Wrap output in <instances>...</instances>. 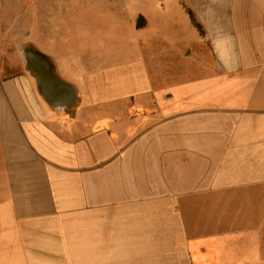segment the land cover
Returning <instances> with one entry per match:
<instances>
[{
    "label": "crops",
    "instance_id": "0c3cea01",
    "mask_svg": "<svg viewBox=\"0 0 264 264\" xmlns=\"http://www.w3.org/2000/svg\"><path fill=\"white\" fill-rule=\"evenodd\" d=\"M88 1L0 0V264H264V0Z\"/></svg>",
    "mask_w": 264,
    "mask_h": 264
},
{
    "label": "rangeland",
    "instance_id": "374dc122",
    "mask_svg": "<svg viewBox=\"0 0 264 264\" xmlns=\"http://www.w3.org/2000/svg\"><path fill=\"white\" fill-rule=\"evenodd\" d=\"M124 2L126 3V5L122 10L121 17L118 16V12L116 18L109 17L108 15L105 27L110 28V26H108L110 23H113L114 25L116 23V33H117V37H119L117 38V42H118L117 47L118 50L119 48H121L122 57L125 59L130 57V50L132 51V54L135 55V50L138 48L136 42L137 39H139L140 37H145L144 35H147L149 37L151 36L149 31H143V30L137 31L128 23L130 17L134 14L136 10H140L141 12L143 11L144 15L146 14V17L148 16L152 18L153 16H155L156 18H158L157 20L159 21V24L163 23L164 21L161 14L159 15L157 13H154L153 15L150 12L152 8L151 0H134V1L124 0ZM156 5L159 7L157 0H156ZM87 7L88 9H92V10H96L99 8L114 10L115 5H113V3L111 4V2L108 0H90L88 1ZM154 7H155V2H154ZM81 34H83V32ZM106 34L107 35L104 37V39H106L107 41L114 40V38L110 37L111 36L110 31L107 30ZM181 34L182 32H178L176 36L179 38L180 37L179 35ZM31 35L34 36L35 33L32 32ZM63 36H66V33L62 32L61 30H54V32H51L50 30H43L41 33V40L43 43L48 42V45L51 46L50 50H54L58 54L59 53L61 54L63 52V49H60L59 47L61 41L62 42L65 41V37ZM180 43H182V41H180ZM88 52H89V48L88 49L80 48L75 51V54L71 55V58L75 59V61H78L81 59V57L88 54Z\"/></svg>",
    "mask_w": 264,
    "mask_h": 264
},
{
    "label": "water",
    "instance_id": "95a60500",
    "mask_svg": "<svg viewBox=\"0 0 264 264\" xmlns=\"http://www.w3.org/2000/svg\"><path fill=\"white\" fill-rule=\"evenodd\" d=\"M138 24V23H137ZM140 26V25H137ZM39 59L40 61H43L44 65L42 67L36 66L33 61ZM30 68L33 70L35 74H37L39 77H42V79L39 80L40 87L44 89V92H52L54 88L58 90H64V87L61 86L59 83H57L56 80H54L51 72H50V65L48 62L42 58L41 56H38L36 54H31L30 56ZM54 87V88H53Z\"/></svg>",
    "mask_w": 264,
    "mask_h": 264
},
{
    "label": "trees",
    "instance_id": "16d2710c",
    "mask_svg": "<svg viewBox=\"0 0 264 264\" xmlns=\"http://www.w3.org/2000/svg\"><path fill=\"white\" fill-rule=\"evenodd\" d=\"M190 18L194 24V26L201 32V26L195 21L193 14L189 11Z\"/></svg>",
    "mask_w": 264,
    "mask_h": 264
}]
</instances>
